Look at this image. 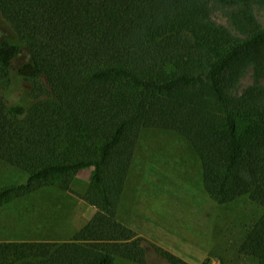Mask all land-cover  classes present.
I'll list each match as a JSON object with an SVG mask.
<instances>
[{
	"label": "trees",
	"instance_id": "1",
	"mask_svg": "<svg viewBox=\"0 0 264 264\" xmlns=\"http://www.w3.org/2000/svg\"><path fill=\"white\" fill-rule=\"evenodd\" d=\"M264 0H0V162L26 174L0 208L90 173L94 215L67 243L0 241V264H146L117 209L144 129L185 140L220 205L263 215L241 255L264 264ZM221 12L228 27L212 20ZM29 59L16 66L22 51ZM248 74L252 83L235 90ZM166 264H188L163 249Z\"/></svg>",
	"mask_w": 264,
	"mask_h": 264
},
{
	"label": "rangeland",
	"instance_id": "2",
	"mask_svg": "<svg viewBox=\"0 0 264 264\" xmlns=\"http://www.w3.org/2000/svg\"><path fill=\"white\" fill-rule=\"evenodd\" d=\"M260 24L264 11L256 10ZM212 20L228 27L221 12ZM16 40L0 15V40ZM29 59L23 49L18 66ZM252 83L248 74L235 90ZM90 173L75 175L69 190L51 182L34 193L12 200L0 208V241L62 244L91 219L95 209L82 196ZM26 174L0 162V187L24 184ZM263 210L247 197L220 205L202 185L201 166L191 146L177 134L158 129L141 131L117 219L143 238L148 248L146 264H166L157 258L156 246L188 264H256L239 253L247 233ZM114 264H134L116 259Z\"/></svg>",
	"mask_w": 264,
	"mask_h": 264
}]
</instances>
